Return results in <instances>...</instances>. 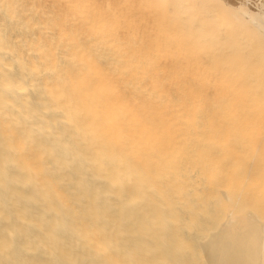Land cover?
<instances>
[{"label": "bare ground", "instance_id": "6f19581e", "mask_svg": "<svg viewBox=\"0 0 264 264\" xmlns=\"http://www.w3.org/2000/svg\"><path fill=\"white\" fill-rule=\"evenodd\" d=\"M57 1V42L69 46L65 74L51 40L15 44L0 28V264H264V224L227 208L204 225L210 198L177 165L173 136L157 132L169 94L154 68L131 67L135 49L118 44L119 8L104 0ZM14 2L3 3L7 19ZM223 3L264 38V0ZM179 5L182 11L187 4ZM25 12L17 22L27 27ZM69 14L75 24L67 26ZM79 26L83 39L93 35L104 45L125 79L145 77L151 113L147 100L137 107L96 63ZM22 47L37 52L31 62ZM37 66L49 67L50 78L41 80ZM193 103L168 114L189 116ZM195 155L209 164L208 178L228 176V153L198 148ZM228 189L211 196L232 202Z\"/></svg>", "mask_w": 264, "mask_h": 264}, {"label": "rangeland", "instance_id": "374dc122", "mask_svg": "<svg viewBox=\"0 0 264 264\" xmlns=\"http://www.w3.org/2000/svg\"><path fill=\"white\" fill-rule=\"evenodd\" d=\"M4 1L0 0L4 39L15 44L38 38L51 40L57 70L65 74L69 46L65 40L57 42L54 16L58 1L15 0L16 13L8 19L2 7ZM122 1L104 0L103 4L119 8L123 29L118 44L128 42L135 49L137 61L131 67L150 66L156 70L169 94L170 109L194 102L189 116L169 115L170 109L166 108L157 116L156 128L160 134L173 136L177 165L210 198L212 211L208 217L203 214L204 225L210 218H221L227 208L254 226L264 224V38L223 0H135L133 4L131 0L124 5ZM182 2L187 5L180 11ZM23 9L30 21L27 27L17 22V13ZM65 19L67 26L75 24L70 14ZM130 22L131 27L127 26ZM77 33L122 92L140 108L147 100L144 109L151 113L147 105H155L147 104L150 100L144 94L145 77L125 79L126 73L114 69L109 53L95 36L83 39L84 26H79ZM22 48L24 59L31 62L37 52ZM35 69L41 80L50 78L49 67ZM196 138L200 143L194 144ZM198 148L214 156L223 152L230 155V171L225 179L219 175L207 177L209 164L200 163L195 155ZM227 187L233 201L215 202L211 193Z\"/></svg>", "mask_w": 264, "mask_h": 264}]
</instances>
